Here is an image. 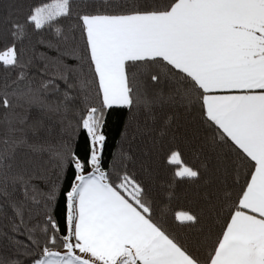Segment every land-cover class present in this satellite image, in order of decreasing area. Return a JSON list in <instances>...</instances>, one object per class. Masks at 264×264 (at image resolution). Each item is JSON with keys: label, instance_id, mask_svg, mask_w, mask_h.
<instances>
[{"label": "snow or ice", "instance_id": "snow-or-ice-1", "mask_svg": "<svg viewBox=\"0 0 264 264\" xmlns=\"http://www.w3.org/2000/svg\"><path fill=\"white\" fill-rule=\"evenodd\" d=\"M7 19L0 214L11 218L0 229V264H264V0H37ZM45 30L52 39L38 43L55 55L28 57L24 40ZM78 104L86 161L53 138ZM197 107L189 139L179 117ZM113 108L134 110L156 132L170 169L159 191L135 172L101 166L104 113ZM181 139L200 141L193 162ZM65 160L75 175L61 236L51 215L26 217L55 200L56 183L41 191L36 181ZM182 183L194 187L197 209L172 210ZM169 216L186 233L170 230Z\"/></svg>", "mask_w": 264, "mask_h": 264}, {"label": "trees", "instance_id": "trees-1", "mask_svg": "<svg viewBox=\"0 0 264 264\" xmlns=\"http://www.w3.org/2000/svg\"><path fill=\"white\" fill-rule=\"evenodd\" d=\"M37 2V0H0V50L6 48L10 43L8 35L9 23L8 17L22 18L27 12L29 7ZM75 20H65V25L74 24ZM77 40L79 41V33H76ZM44 38L46 41L52 39V34L45 30L40 33H30L28 38L24 40L22 47L26 49V55L31 57L35 55L39 58L42 54L47 56L55 55L54 51L47 48V45H41L38 40ZM53 43L55 41L53 40ZM82 46V45H81ZM4 75L0 70V76ZM88 79L91 80L92 76L89 74ZM39 80V77H37ZM92 94V102L96 103L95 88L89 89ZM134 110L113 108L105 111L104 124L102 132L106 137L105 146L101 154V166L109 172H115L126 169L130 172H135L138 178L144 180L153 187V191H159L158 185L167 180L170 176V169L165 163L164 156L160 153L155 146L156 132L149 131L150 125H145L142 117H135ZM86 114L83 104H78L74 111L69 113L64 121V124H57L54 126L53 138L56 141H65L71 145L72 150L81 158L87 160L90 153V141L87 131L80 127V120ZM179 123L186 127L188 137L191 139L192 133L197 130L199 126V109H193L190 113H180ZM199 140H193L191 144H187L183 139L179 141L181 147L184 148L185 159L187 162H193V149L199 144ZM47 174L45 179L36 181L41 191H47V186L52 182L57 185V194L55 200L51 201L47 207L41 201L40 206H31L32 215L26 219L35 222V216L39 214L41 221L44 220V214L51 215L57 221L60 229V235L66 233V193L74 179L75 169L72 168L68 161L65 160L64 166L58 169L55 162H50L46 165ZM85 171H90V167ZM194 187L188 184H179L176 189V198L171 202L173 211L179 210L181 207H192L197 209V200L194 196ZM235 197V192L233 193ZM39 199V197H38ZM162 205L158 201L157 216L159 217L160 208ZM11 212L7 211L6 215L0 214V229H6L10 225ZM166 226L178 233H186V229H179L173 223L171 217L167 218ZM220 231V225L216 224L213 227L212 239ZM21 240L25 238L20 237ZM41 242L45 239L43 234L40 237ZM58 241V245H59ZM211 240L209 241V246ZM62 248V247H58ZM205 253L201 252L203 257Z\"/></svg>", "mask_w": 264, "mask_h": 264}, {"label": "rangeland", "instance_id": "rangeland-1", "mask_svg": "<svg viewBox=\"0 0 264 264\" xmlns=\"http://www.w3.org/2000/svg\"><path fill=\"white\" fill-rule=\"evenodd\" d=\"M104 117H105V113H104ZM101 130H102V129H101ZM90 171H91V168H90ZM57 250L63 251L62 248H58Z\"/></svg>", "mask_w": 264, "mask_h": 264}, {"label": "crops", "instance_id": "crops-1", "mask_svg": "<svg viewBox=\"0 0 264 264\" xmlns=\"http://www.w3.org/2000/svg\"><path fill=\"white\" fill-rule=\"evenodd\" d=\"M63 249V248H62Z\"/></svg>", "mask_w": 264, "mask_h": 264}]
</instances>
